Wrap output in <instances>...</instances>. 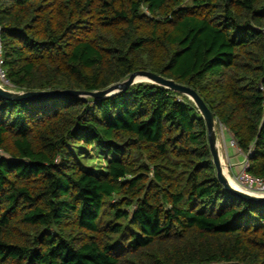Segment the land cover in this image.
<instances>
[{"label":"trees","instance_id":"1","mask_svg":"<svg viewBox=\"0 0 264 264\" xmlns=\"http://www.w3.org/2000/svg\"><path fill=\"white\" fill-rule=\"evenodd\" d=\"M0 71L13 92L189 86L264 179V0H0ZM0 150V264H264V205L218 181L186 96L0 97Z\"/></svg>","mask_w":264,"mask_h":264},{"label":"water","instance_id":"2","mask_svg":"<svg viewBox=\"0 0 264 264\" xmlns=\"http://www.w3.org/2000/svg\"><path fill=\"white\" fill-rule=\"evenodd\" d=\"M140 83H150L188 97L195 104L206 125L209 148L212 155L213 164L216 168L218 181L223 185L226 192H228L231 196L255 204L264 205V197L248 194L242 190H239L238 188H235L229 182L224 170V166L222 164L215 116L205 104L203 99L200 97L198 92L189 86L181 85L173 80L166 79L149 71H138L131 74L126 81L112 85L102 91L85 92L75 90H52L37 92H13L10 90H6L2 86H0V97L12 102L51 99L63 96L91 97L97 100H101L125 92L132 86Z\"/></svg>","mask_w":264,"mask_h":264},{"label":"rangeland","instance_id":"3","mask_svg":"<svg viewBox=\"0 0 264 264\" xmlns=\"http://www.w3.org/2000/svg\"><path fill=\"white\" fill-rule=\"evenodd\" d=\"M2 84H6V82L3 79L2 75L0 74V86H2ZM216 128H217V135L221 140L223 146V150L225 149L226 152H228V154L223 155L224 156L223 165L227 171L228 176L234 178V176H237L238 173L233 175L232 172H230L231 166H229L230 164L228 161H230L231 157H235L233 147L236 148V145H233L231 142L230 144H228L229 141L226 138L227 131L225 130V128H223L217 123H216ZM71 150L73 151L74 154L78 155L81 165L83 164L87 169L90 170L103 169L106 163L111 159V156H107L106 154L96 150L95 148H86L84 146H78V147H71ZM238 154L242 155V153H238ZM226 155H228V159L226 158ZM243 156L244 158L247 157L244 154ZM243 165L244 163L242 164V168L240 172L243 170Z\"/></svg>","mask_w":264,"mask_h":264},{"label":"built area","instance_id":"4","mask_svg":"<svg viewBox=\"0 0 264 264\" xmlns=\"http://www.w3.org/2000/svg\"><path fill=\"white\" fill-rule=\"evenodd\" d=\"M3 79L4 74L0 71ZM6 82V81H5ZM7 83V82H6ZM231 143L236 145L235 141L232 139ZM237 148V147H236ZM0 154H2V150H0ZM249 167L248 159L245 157V162L243 165V170L238 173L237 176H234L232 180L239 186V190H242L248 194L254 196L264 197V179L256 178L250 174H248L247 169Z\"/></svg>","mask_w":264,"mask_h":264},{"label":"crops","instance_id":"5","mask_svg":"<svg viewBox=\"0 0 264 264\" xmlns=\"http://www.w3.org/2000/svg\"><path fill=\"white\" fill-rule=\"evenodd\" d=\"M226 138L227 140L229 141L228 144H230V142L232 141V136L227 132V135H226ZM218 142H219V147H220V151H221V158H222V164H223V160H224V154H228V152H226V150L224 149L223 150V146H222V143H221V140L219 139L218 137ZM234 153H235V157H231L230 161L229 162V166L230 167V172H232V174H236V173H239L241 168H242V164L245 162V158L243 156V154H238V153H241L240 150H238L237 148H234ZM224 152V153H223ZM226 152V153H225ZM226 158L228 159V155H226ZM224 166V165H223ZM224 170H225V173L227 172L225 167H224Z\"/></svg>","mask_w":264,"mask_h":264},{"label":"bare ground","instance_id":"6","mask_svg":"<svg viewBox=\"0 0 264 264\" xmlns=\"http://www.w3.org/2000/svg\"><path fill=\"white\" fill-rule=\"evenodd\" d=\"M226 176H227L229 182L231 183V185L234 186L235 188L239 189V186L234 182V180H232L231 177L228 176L227 172H226Z\"/></svg>","mask_w":264,"mask_h":264}]
</instances>
